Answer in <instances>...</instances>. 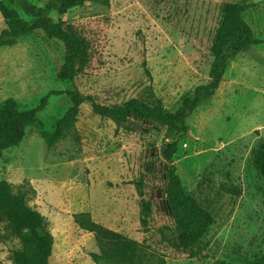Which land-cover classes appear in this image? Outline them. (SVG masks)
<instances>
[{
	"label": "rangeland",
	"instance_id": "374dc122",
	"mask_svg": "<svg viewBox=\"0 0 264 264\" xmlns=\"http://www.w3.org/2000/svg\"><path fill=\"white\" fill-rule=\"evenodd\" d=\"M0 1L31 19L15 0ZM234 1L109 0L53 12L87 44L74 81L60 76L64 44L41 30L0 48V103L13 98L20 109L37 110L22 141L0 158V181L24 193L45 218L54 236L49 264H95L91 253L99 248L94 234L74 221L79 212L138 240L152 263L244 264L264 254V178L252 156L264 140V0H250L244 18L252 44L231 58L215 94L188 117L189 132L173 158L184 190L215 216L197 255L175 241L167 128L134 115L119 125L90 101L75 106L72 99L75 92L108 105L160 99L175 111L210 80L220 9ZM5 27L0 12V31ZM68 112L74 124L49 145L42 132L55 131ZM142 198L152 203L147 228ZM20 246L12 219L0 216V264H15L12 252Z\"/></svg>",
	"mask_w": 264,
	"mask_h": 264
},
{
	"label": "trees",
	"instance_id": "16d2710c",
	"mask_svg": "<svg viewBox=\"0 0 264 264\" xmlns=\"http://www.w3.org/2000/svg\"><path fill=\"white\" fill-rule=\"evenodd\" d=\"M15 1L31 19L23 18L19 9L0 1V12L6 22V27L0 31V48L15 44L21 36L41 30L48 37L64 44L65 55L60 76L62 79L74 81L79 73L78 64L86 61L87 44L62 18L56 20L53 12L63 15L87 2L108 3L109 0H46L43 5L31 0ZM253 5L250 0L222 4L211 47L213 61L209 71L210 80L198 85L193 95L185 98L175 111L166 109L160 99L148 102L133 97L121 104L108 105L99 102L91 94L75 92L72 95L75 106L90 101L97 114L111 118L119 125H126L130 116L134 115L140 120L155 121L167 128V133L173 136L166 146L165 155L169 160L167 200L175 222V241L177 246L190 250L192 255H197L196 248L215 223V216L209 208L199 206L195 198L184 190L173 158L179 149L180 140L189 132L188 117L204 99L215 94L231 58L252 44V28L244 18V13ZM36 112V109H20L13 98L0 103V158L5 150L22 141ZM73 124L72 113L68 112L58 121L55 131L44 130L42 134L48 144L53 145ZM252 156L257 170L264 178V140H260L252 149ZM136 183L143 197V181L138 180ZM140 204L141 222L147 228L152 214V203L142 198ZM0 216L12 219L21 242V246L12 252L15 264H49L54 236L47 229L45 218L41 212L29 205L24 193L14 192L6 180L0 181ZM74 221L83 230L94 234L99 248V252L91 253L95 264H166L164 259L152 263L138 240L95 221L89 212L76 213ZM23 230H28L29 234L24 236ZM244 264H264V254Z\"/></svg>",
	"mask_w": 264,
	"mask_h": 264
}]
</instances>
